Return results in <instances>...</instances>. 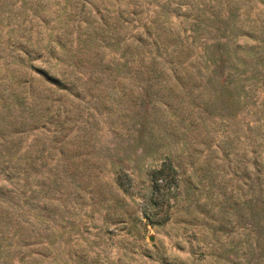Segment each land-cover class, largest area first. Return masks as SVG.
Segmentation results:
<instances>
[{
    "label": "rangeland",
    "instance_id": "1",
    "mask_svg": "<svg viewBox=\"0 0 264 264\" xmlns=\"http://www.w3.org/2000/svg\"><path fill=\"white\" fill-rule=\"evenodd\" d=\"M81 1L0 0V90L18 80L41 86L36 68L68 74L63 87L34 89L32 110L43 127L27 129L19 147L29 173H65L47 196L51 209L38 207L42 194L21 208L32 224L23 249L37 264H264V69L238 66L234 55L262 48L243 36L224 47L229 22L191 37L190 8L164 23L168 38L193 42L190 73H175L167 61L172 43L157 38L159 53L150 44L165 0H137L120 41L97 39L106 66L90 70L69 57L87 28L89 3L78 26L70 16ZM260 7L253 4L251 14ZM121 8L131 17L130 5ZM135 47L144 66L155 57L161 71L122 66ZM163 162L175 175L155 188L151 172ZM33 187L30 177L26 195Z\"/></svg>",
    "mask_w": 264,
    "mask_h": 264
},
{
    "label": "trees",
    "instance_id": "2",
    "mask_svg": "<svg viewBox=\"0 0 264 264\" xmlns=\"http://www.w3.org/2000/svg\"><path fill=\"white\" fill-rule=\"evenodd\" d=\"M172 1L173 0H165L164 4L161 5L162 13L160 15L163 17L155 20V22L157 21L158 23L156 30H160V32L158 31L156 33L150 43L155 46L156 53H159V43L156 41L157 38L172 43L170 53L166 50L169 54V60L167 61L170 70L175 73H190V63H185L187 57L191 53L193 42L192 40L189 41V35L182 37L177 35L174 38H168L170 35L168 36V29L164 27V23L169 21L167 17L172 14L177 18L179 15L186 17V11L190 8L196 11V15L191 18V37H194L197 33L201 34L200 28L209 29V24L214 25L220 23L223 25L229 22L230 28L228 36L231 38L226 41L224 47L229 46L230 42L237 36H243L253 38V40L256 41L254 46L262 48L261 51H257L250 56L243 57L234 53L236 64L238 66H246L245 68L248 66L252 67L251 71L254 72L255 70L256 73H259L257 67L259 64L262 69H264V46H262V44H264V0H242L239 1V6H236L237 3H239L238 0H192L191 6H187L183 14H180L182 13L180 9L184 0ZM258 2L262 4V7L258 8L254 14H251V6L253 4L256 5ZM81 3L82 5L79 10H77L76 6L70 7V16H72L73 20L75 17H78L76 20L78 26L83 18L82 13L85 7L83 4L89 3L90 8L84 13L89 14V17L85 19L87 28H85L86 31L83 39H79L75 47L70 50L71 53L69 57L74 58L73 64L78 66L81 65V62H85L84 64L92 70L95 69L94 66H106L105 64L102 65L101 56H98V46L100 43H97V39L99 38L102 40L108 38L116 42L118 40L120 41V29L123 27L124 23L133 20V15L136 14V7L138 4L137 0H82ZM127 5L132 7L131 11L127 12L132 18L125 15V10L121 8ZM223 10H226L228 15L227 17L224 16V20L220 21L223 16ZM92 12L94 14L90 16ZM95 15L98 17L96 18ZM73 22H75V20ZM145 24L146 23H144V26ZM90 27L94 29L93 32L88 30ZM145 29L148 30L147 27H145ZM196 29H199V31ZM94 31L96 32L94 33ZM105 32L110 33H108L107 36H103ZM205 38L209 39L208 36H205ZM215 40L217 39L215 38ZM137 41L143 42L144 40L138 38ZM130 45H133V42L127 43L124 50L125 53L128 51ZM163 46L165 47V44H163ZM238 46L239 45H237V47ZM213 47L219 50L221 45L214 42ZM251 48L253 49L254 47ZM27 53H29V51L24 52V54ZM127 53L128 54H125V60L122 66H126L129 69L136 68V71L144 67L153 71H161L160 69H162L161 66H159V62L156 63L155 57L149 60L152 65L144 66L142 62L143 55L136 47L135 50ZM135 53L138 54L136 58L134 56ZM122 57H124V55ZM97 60L99 61L96 62ZM207 60L210 64L214 63L211 59L207 58ZM36 69L37 73L42 77L39 80L41 86L35 87L31 82L26 85L25 81L21 83L18 80L16 81V86L10 84L4 85L0 90V264H12V256L16 253L20 254L19 258H17L18 264H37V258L29 255L27 251L23 249L24 245L28 244L25 239L29 237V232L32 231L30 229L32 224L25 217L23 211L21 212V208L24 205H28L29 201H38V196L42 194V196L46 195L45 197L47 199H43V204L37 202L38 207L41 205V208L47 207L51 209L50 206L52 201L49 197L52 195L55 196V191L63 184L62 178L65 174L63 172H47V174H42L39 173L37 169L29 173L24 166V154L19 152L23 133L27 129L39 130L43 127L38 124L39 119L37 113L32 110L38 105V95L40 94L39 90L35 94L34 89L38 87V89L50 90L49 87H63V85H65L63 84V80H65L68 75L63 72L60 78L52 76L45 70ZM200 69L199 66H196L195 72H198ZM254 77V74L250 76V78ZM67 83V85H69L67 89H70L74 84L73 81H67ZM243 86L244 85L241 84V87ZM32 95L35 96L32 97ZM28 112L30 115H28ZM38 157V155L35 156L33 162ZM166 173H173L175 175V169L169 162H163L158 169L151 172L153 187L158 188L160 186L159 183L166 177H164ZM72 174L75 175V173ZM30 177L33 178L35 187L31 188L30 195H26ZM172 178L175 179V176ZM174 186H176V183ZM48 205L50 206L48 207ZM38 243L39 242L36 241V244Z\"/></svg>",
    "mask_w": 264,
    "mask_h": 264
}]
</instances>
